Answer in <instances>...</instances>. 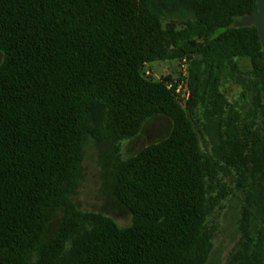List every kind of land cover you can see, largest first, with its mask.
<instances>
[{"label":"trees","instance_id":"obj_1","mask_svg":"<svg viewBox=\"0 0 264 264\" xmlns=\"http://www.w3.org/2000/svg\"><path fill=\"white\" fill-rule=\"evenodd\" d=\"M256 7L0 0V264H207L208 218L231 193L220 173L246 192L239 264H264V50L256 25L238 27ZM172 60L188 63L185 107L178 83L142 73ZM229 79L252 95L245 117L221 92ZM202 105L220 118L223 166L202 150L192 120ZM157 117L172 121L170 135L122 160L120 143ZM88 134L113 147L103 153L106 181L130 227L75 201ZM256 215L263 228L253 238Z\"/></svg>","mask_w":264,"mask_h":264},{"label":"rangeland","instance_id":"obj_2","mask_svg":"<svg viewBox=\"0 0 264 264\" xmlns=\"http://www.w3.org/2000/svg\"><path fill=\"white\" fill-rule=\"evenodd\" d=\"M5 56L0 52V66ZM242 72L251 70V63L247 59L238 61ZM179 60L155 62L142 69L143 75L153 81H160L170 77L174 83L181 85V101L186 106L184 90L187 88L182 80L184 68ZM228 104L245 117L253 109L252 95L234 80H225L221 86ZM198 131L200 143L206 156L219 162L221 166L220 147L222 138L219 136L218 123L220 118L211 114L208 106H200L192 116ZM172 121L166 117H157L148 121L141 134L133 140L120 143V158L128 160L136 156L146 147L167 138L172 131ZM113 147L109 142H99L88 134L81 148L82 176L75 201L84 212L104 213L110 216L119 228L132 225V216L125 213L115 202L110 187L107 184V165L103 153H110ZM218 180L230 189V195L213 210L208 218L206 227L213 231V250L207 264H239L238 255L243 248L244 236L241 230L242 213L245 206L246 192L238 185L235 174L225 176L220 173ZM263 226L257 215L251 220L250 232L253 238ZM69 251V248H67Z\"/></svg>","mask_w":264,"mask_h":264},{"label":"water","instance_id":"obj_3","mask_svg":"<svg viewBox=\"0 0 264 264\" xmlns=\"http://www.w3.org/2000/svg\"><path fill=\"white\" fill-rule=\"evenodd\" d=\"M252 25H256L261 45L264 50V0H257V7L253 15L243 18L238 23L239 28L250 27Z\"/></svg>","mask_w":264,"mask_h":264},{"label":"built area","instance_id":"obj_4","mask_svg":"<svg viewBox=\"0 0 264 264\" xmlns=\"http://www.w3.org/2000/svg\"><path fill=\"white\" fill-rule=\"evenodd\" d=\"M183 68H184V73H183V77H187V74H188V63H187V61L186 60H183ZM183 82H185V81H183ZM185 85L187 86V84H186V82H185ZM173 87V85H169V88H172ZM181 91H182V88H181V85H179L178 86V88H177V90H176V92H177V94L180 96L181 95ZM184 99H185V101H187L188 99H189V90H188V86H187V88L184 90Z\"/></svg>","mask_w":264,"mask_h":264}]
</instances>
